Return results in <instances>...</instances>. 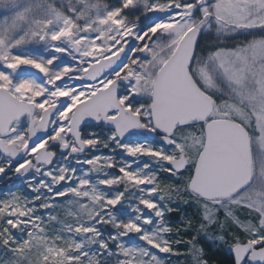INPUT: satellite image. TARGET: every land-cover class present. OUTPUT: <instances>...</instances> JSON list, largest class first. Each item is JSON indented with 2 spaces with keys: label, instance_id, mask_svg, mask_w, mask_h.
Segmentation results:
<instances>
[{
  "label": "snow or ice",
  "instance_id": "obj_1",
  "mask_svg": "<svg viewBox=\"0 0 264 264\" xmlns=\"http://www.w3.org/2000/svg\"><path fill=\"white\" fill-rule=\"evenodd\" d=\"M0 185V264H264V0H0Z\"/></svg>",
  "mask_w": 264,
  "mask_h": 264
},
{
  "label": "trees",
  "instance_id": "obj_2",
  "mask_svg": "<svg viewBox=\"0 0 264 264\" xmlns=\"http://www.w3.org/2000/svg\"><path fill=\"white\" fill-rule=\"evenodd\" d=\"M214 259H217V260L223 261V257H220V256L214 257Z\"/></svg>",
  "mask_w": 264,
  "mask_h": 264
},
{
  "label": "rangeland",
  "instance_id": "obj_3",
  "mask_svg": "<svg viewBox=\"0 0 264 264\" xmlns=\"http://www.w3.org/2000/svg\"><path fill=\"white\" fill-rule=\"evenodd\" d=\"M107 2L111 3V2H112V0H107ZM15 183H16V184H18V183H19V181H16ZM0 187H2V185H0ZM210 254H211V250H210Z\"/></svg>",
  "mask_w": 264,
  "mask_h": 264
}]
</instances>
